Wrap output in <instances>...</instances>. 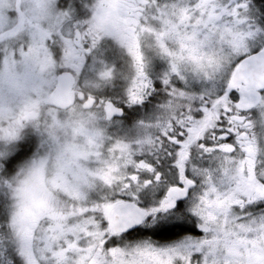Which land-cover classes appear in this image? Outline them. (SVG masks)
<instances>
[{
	"label": "snow or ice",
	"instance_id": "1",
	"mask_svg": "<svg viewBox=\"0 0 264 264\" xmlns=\"http://www.w3.org/2000/svg\"><path fill=\"white\" fill-rule=\"evenodd\" d=\"M53 19L0 63L31 84L26 113L0 103V264H264V0Z\"/></svg>",
	"mask_w": 264,
	"mask_h": 264
},
{
	"label": "rangeland",
	"instance_id": "2",
	"mask_svg": "<svg viewBox=\"0 0 264 264\" xmlns=\"http://www.w3.org/2000/svg\"><path fill=\"white\" fill-rule=\"evenodd\" d=\"M55 7L54 0H0V59L7 50L16 61L17 71L22 72L19 50L27 48L42 33H48L47 38L51 39L50 28L55 23ZM53 56L47 44H41L40 51L36 52L38 61H50L55 65L57 61ZM30 88L31 84L23 80H0V103L13 112L24 114L27 110L22 111L23 104Z\"/></svg>",
	"mask_w": 264,
	"mask_h": 264
},
{
	"label": "water",
	"instance_id": "3",
	"mask_svg": "<svg viewBox=\"0 0 264 264\" xmlns=\"http://www.w3.org/2000/svg\"><path fill=\"white\" fill-rule=\"evenodd\" d=\"M52 102L58 104V105H62L64 107H69V101L67 100V98L65 97H62V96H58V97H55ZM75 103V100H71V104H74ZM30 115V113H27Z\"/></svg>",
	"mask_w": 264,
	"mask_h": 264
},
{
	"label": "clouds",
	"instance_id": "4",
	"mask_svg": "<svg viewBox=\"0 0 264 264\" xmlns=\"http://www.w3.org/2000/svg\"><path fill=\"white\" fill-rule=\"evenodd\" d=\"M54 3L56 4V7L54 10H56V8L58 7V0H54Z\"/></svg>",
	"mask_w": 264,
	"mask_h": 264
},
{
	"label": "flooded vegetation",
	"instance_id": "5",
	"mask_svg": "<svg viewBox=\"0 0 264 264\" xmlns=\"http://www.w3.org/2000/svg\"><path fill=\"white\" fill-rule=\"evenodd\" d=\"M1 60H2V59H0V63H1Z\"/></svg>",
	"mask_w": 264,
	"mask_h": 264
}]
</instances>
